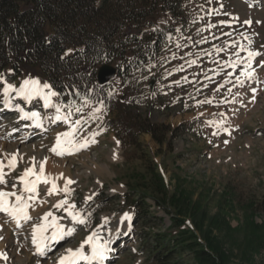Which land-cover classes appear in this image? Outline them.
<instances>
[{"label":"rangeland","instance_id":"374dc122","mask_svg":"<svg viewBox=\"0 0 264 264\" xmlns=\"http://www.w3.org/2000/svg\"><path fill=\"white\" fill-rule=\"evenodd\" d=\"M184 12L190 21L176 27L174 39L164 49L161 68L151 69L150 74L157 77L141 78L137 91L145 95L143 104H126L121 111L168 128L162 143L150 133L119 131V118L126 126L134 123L130 117L118 115V110L103 107L96 114L98 119H89L100 104L84 101L66 107L55 96L51 101L60 107V113H71L68 122L56 121V107L45 108L42 98L30 107L22 97L14 99V104L22 103L26 111L37 109L44 117L45 129L31 134L37 125L21 118L17 108L2 104L5 84L18 89L25 79L0 77V144L17 148L20 155L11 169L0 147L7 181L0 189L20 194L23 184L18 177L33 164L39 172L45 160L46 176L53 172L47 162H58L63 173H68L55 180L59 188L66 180L73 181L69 193L53 195H47L50 183H40L39 196L28 209L30 221L21 220L18 225L0 212L9 235L0 238V252L7 254L6 260L0 257V264H58L68 247L78 248L93 231L102 239L112 232V249L107 251L105 264H197L191 254L171 253L172 239L184 232L222 255V264H264V0H186ZM169 21L170 16L162 18L161 27ZM240 44L261 53L252 62L251 78L241 76L243 63L236 68L225 66L236 60L233 54ZM240 56L246 57V52L241 51ZM237 77L243 83H237ZM112 83L120 85L121 81L116 78ZM118 95L125 99V90L120 88ZM82 117L88 122L79 126L75 143L99 132L96 142L63 155L50 151L57 134L68 131L69 124ZM134 138L136 143H132ZM145 193L149 195L147 206L131 203ZM65 195L86 217V223L71 221L70 227L76 228L73 236L39 255L32 242L33 225L42 223L41 217L48 211L61 218V224L66 223L67 213L53 207ZM125 213L128 219H123ZM174 220L184 225L173 229ZM84 252L90 255L91 246L84 245Z\"/></svg>","mask_w":264,"mask_h":264},{"label":"trees","instance_id":"16d2710c","mask_svg":"<svg viewBox=\"0 0 264 264\" xmlns=\"http://www.w3.org/2000/svg\"><path fill=\"white\" fill-rule=\"evenodd\" d=\"M185 1L0 0V77L14 81L37 76L66 107L102 101L107 111L118 110V115L133 121L134 126H126L119 118V131L150 133L162 143L168 128L121 111L126 104H143L145 95L137 91L141 78L156 76L150 71L161 68L164 49L174 39L176 27L190 21ZM168 14L170 21L161 27V19ZM105 64L117 68L120 85L99 82L98 71ZM120 88L125 90V99L118 95ZM147 197L145 193L131 203L147 206ZM183 225L172 221L173 229ZM193 237L187 232L175 236L171 253L191 254L197 264L223 263L222 255Z\"/></svg>","mask_w":264,"mask_h":264},{"label":"snow or ice","instance_id":"6c2138e0","mask_svg":"<svg viewBox=\"0 0 264 264\" xmlns=\"http://www.w3.org/2000/svg\"><path fill=\"white\" fill-rule=\"evenodd\" d=\"M246 24H251V21H245ZM233 43H235L233 41ZM251 43V41H249ZM224 49H217V51H223ZM246 52V57H241L240 52ZM233 55L236 56V60H229L225 62V66H230L236 68L237 64L243 63L244 69L241 70V76L246 78H251L254 75V69L252 68V62L255 57L260 56L259 51L250 50L246 45L240 44L239 50ZM195 63V61H192ZM264 65V62H261ZM179 83V82H177ZM237 83H243L240 80V77H237ZM45 89H50V85L44 83L40 84L38 79H25L21 86L17 89L11 84H5L3 88L4 93V105L5 107H13L11 104L10 92L15 91L16 96L22 97L27 102H32L35 98H42L43 105L45 108L56 107L57 115L55 116L56 121L68 122V116L71 115H62L60 113V107L58 105H53L51 97L55 96L56 93L53 91H45ZM253 94H255L256 89H252ZM255 96L253 95V99ZM100 107L94 108L92 113L89 114V119H98L96 115L104 107L103 102L100 101ZM15 107L22 113L23 119H32L35 121L37 126H41V117L40 113L36 111L26 112L19 105ZM81 108H77L76 111H81ZM88 119L81 118L69 124V130L63 133H58L56 137V142L54 146L50 149L53 153L57 155H63L65 152H71L73 149L79 150L80 148L87 147L89 143H95L94 137L99 134V132H93L89 134V137H85L84 140L78 145L75 143V136L79 129V126L82 123H87ZM213 123V122H209ZM104 131V129H100ZM119 143V141H117ZM70 146V147H69ZM16 156L13 155L8 160L7 167L14 169L16 167ZM45 161H42L39 165V172L35 170V164L32 167L26 168L24 172L18 177L19 181L23 184V190L20 194H17L15 191H4L0 189V212L6 213L10 218L14 219L17 224L21 220L30 221L32 217L28 213V209L31 207V203L35 201L38 196V185L40 183L51 184V187L47 191V195H53L57 192H64L65 194L69 193L71 189L68 188V185L73 183L70 179L66 180L65 186L59 188L55 183V179L50 176L45 175L44 164ZM5 165L0 161V184H6L5 172L3 171ZM62 175V174H61ZM31 177V179H30ZM16 185L13 184V188ZM24 193H27V197L24 196ZM15 197V201H11L9 198ZM66 205V207H65ZM53 207L58 209H63L67 213L68 217L71 218V221L77 224H85L86 217L81 215L80 211L76 210V205L74 203H69L67 195L64 199L57 201ZM128 213L124 214L123 219H128ZM59 217H56L53 212H46L43 217H41L42 223L33 225L32 230V242L36 245V252L39 255H44L46 248L51 243H59L64 240L66 237H71L76 231L75 227H65L60 223ZM107 220V218H105ZM51 229V234L48 235V230ZM2 238V237H0ZM99 235L93 231L89 236H87L76 249L68 248L65 250V254L59 258L58 264H78L79 261H100L102 262L105 258V253L108 251L106 245L107 241L104 243L99 242ZM91 246V254H85L84 245ZM0 257L7 259L6 254L0 252Z\"/></svg>","mask_w":264,"mask_h":264},{"label":"bare ground","instance_id":"6f19581e","mask_svg":"<svg viewBox=\"0 0 264 264\" xmlns=\"http://www.w3.org/2000/svg\"><path fill=\"white\" fill-rule=\"evenodd\" d=\"M10 94H11V96L13 95V98L11 97V104H14V99H16V98H21V97H18V96H16V93H15V91H12V92H10ZM38 98H35V99H33L32 100V102H27L26 101V104H28V106L30 107V106H32L35 102H36V100H37ZM2 104L4 105V98L2 99ZM15 105H19L21 108H23L22 107V103L21 104H14L13 105V109H16V107H15ZM24 109V111H26V109L25 108H23ZM31 111H36V112H39V110H37V109H35V110H31ZM31 111H29L28 109H27V111L26 112H31ZM21 113V112H20ZM40 113V112H39ZM40 117H41V126H37V130L35 131V132H32L31 131V134H38V133H40V132H42V130H44L45 129V125H44V121H43V115L40 113ZM31 120V122H33V123H35V121L34 120H32V119H30ZM36 124V123H35ZM3 143V142H2ZM6 143V142H5ZM12 145V144H11ZM0 147H2V149H1V151L2 152H4L6 155H7V157L8 158H10L11 156H13V155H15L16 157H20V155L18 154V151H16V149L17 148H13V147H11L10 145H8V144H0ZM14 147H15V145H14ZM34 147V146H33ZM32 147V148H33ZM14 149H15V151H14ZM25 149H27V148H25ZM30 149H27L26 151H29ZM0 151V152H1ZM53 157V156H52ZM60 159V158H59ZM89 160V159H88ZM83 165V164H82ZM46 167L50 170V172L51 171H53V172H51L50 173V177L51 178H54L55 180H57L58 179V177L59 178H62V175H68V173H63V172H65V170H64V167L62 168V166L61 165H59L58 164V162L57 163H49L48 164V162H47V164H46ZM4 171V170H3ZM67 171V170H66ZM103 173V172H102ZM62 174V175H61ZM6 176V175H5ZM38 190V189H37ZM11 201H15V197H10L9 198ZM33 205L31 204V207H32ZM30 207V208H31ZM42 209V208H41ZM5 217V216H4ZM1 220V219H0ZM3 221H0V237H2L3 236V238L2 239H8L7 237L9 236H6L8 233L5 231V226L3 225V223H2ZM20 222H22V221H20ZM72 222H71V218H68L67 220H66V223H64L63 225L67 228V227H70ZM10 233V232H9ZM6 236V237H5ZM111 237H112V232L109 234V236L107 237V239L105 238V239H102L101 237H99L100 239H99V242L100 243H104L105 241H107L108 243H107V245H106V247H107V249H108V251H110L109 249H112L111 247H110V245H111ZM68 237H66L64 240H62V241H60L59 243H51L49 246H51V247H56L57 248V246H59L63 241H65L66 239H67ZM104 238V237H103ZM1 240V239H0ZM1 247H3V245L2 244H0V248ZM69 248V247H68ZM4 254H6V252L4 251ZM6 256H7V254H6ZM2 260V259H1ZM6 260V259H5ZM81 261H79L78 262V264H81L80 263ZM84 262V261H83ZM2 263V262H1ZM85 263H87V264H101V263H99L98 261H85Z\"/></svg>","mask_w":264,"mask_h":264},{"label":"water","instance_id":"95a60500","mask_svg":"<svg viewBox=\"0 0 264 264\" xmlns=\"http://www.w3.org/2000/svg\"><path fill=\"white\" fill-rule=\"evenodd\" d=\"M117 74V69L110 65V64H105L103 65L98 73V78L101 84H107L111 82ZM151 87L154 86V80L151 82Z\"/></svg>","mask_w":264,"mask_h":264}]
</instances>
